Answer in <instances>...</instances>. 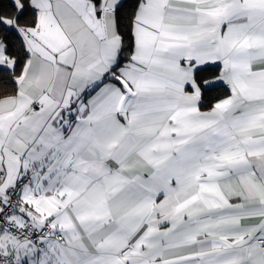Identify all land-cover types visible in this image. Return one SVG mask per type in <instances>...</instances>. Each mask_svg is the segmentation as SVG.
<instances>
[{"label": "snow or ice", "instance_id": "snow-or-ice-1", "mask_svg": "<svg viewBox=\"0 0 264 264\" xmlns=\"http://www.w3.org/2000/svg\"><path fill=\"white\" fill-rule=\"evenodd\" d=\"M0 264H264V0H0Z\"/></svg>", "mask_w": 264, "mask_h": 264}]
</instances>
